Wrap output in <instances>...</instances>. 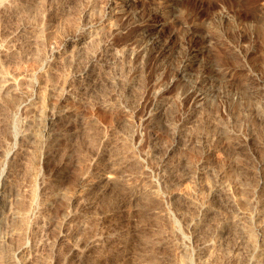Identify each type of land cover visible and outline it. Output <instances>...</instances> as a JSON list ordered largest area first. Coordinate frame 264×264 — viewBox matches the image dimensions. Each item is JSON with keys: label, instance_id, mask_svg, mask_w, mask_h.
<instances>
[{"label": "rangeland", "instance_id": "rangeland-1", "mask_svg": "<svg viewBox=\"0 0 264 264\" xmlns=\"http://www.w3.org/2000/svg\"><path fill=\"white\" fill-rule=\"evenodd\" d=\"M22 1L0 0V81L14 83L0 93V264H49L57 256L63 264L77 236L108 233L100 218L117 208L125 209L116 217L125 245L112 250L121 264H167L160 259L167 254L174 264L264 259V231L256 226L264 222V34L240 19L239 1ZM253 1L240 0L244 9ZM192 21L201 25L186 35ZM185 62L191 67L182 72ZM67 87L76 88L67 116L45 133L34 113ZM232 138L248 144L234 151ZM86 173L112 179L76 203L77 236L58 240L56 222ZM131 209L141 211L134 221ZM161 236L170 243L157 250ZM204 239L212 243L199 250ZM243 250L249 257L237 258ZM106 253L97 247L87 263L109 264Z\"/></svg>", "mask_w": 264, "mask_h": 264}, {"label": "bare ground", "instance_id": "bare-ground-1", "mask_svg": "<svg viewBox=\"0 0 264 264\" xmlns=\"http://www.w3.org/2000/svg\"><path fill=\"white\" fill-rule=\"evenodd\" d=\"M22 1V0H21ZM25 1V0H24ZM166 1H173V0H166ZM222 2H224V0H221ZM239 1V6L241 7V10L243 11V16H240V19L243 21V20H246V21H248V23H251L250 25H249V27H254L255 28V33H257V35H259V34H264V26H263V24H261V21H263L264 20V17L261 15V12H262V10H263V8H262V0H254L253 1V3H252V6L250 7V8H247V9H244V7H243V5H242V3L240 2V0H238ZM16 2V1H15ZM14 2V3H15ZM23 2V1H22ZM18 3V2H17ZM113 3H115V2H113ZM120 2H118L117 4H119ZM6 4V3H5ZM16 4V3H15ZM15 4H11V5H14V6H16ZM25 4H27V3H25ZM9 5H10V3H9ZM10 5V6H11ZM1 6V5H0ZM4 6V5H3ZM117 6V5H116ZM115 5L112 7V8H110V12H109V15L108 16H112L110 13H112V12H115V7H116ZM2 7V6H1ZM12 7V6H11ZM25 7H26V5H25ZM218 7V6H217ZM4 8V7H3ZM7 8H9L8 6H7ZM22 8V7H21ZM21 8L19 9V10H21ZM24 9V8H23ZM26 9H27V11H25V12H27V14H28V8L26 7ZM1 10V9H0ZM9 10H11V9H9ZM13 10V9H12ZM25 10V9H24ZM128 12V11H127ZM29 16H30V13H29ZM107 16V17H108ZM24 21H25V19H24ZM29 21V20H28ZM26 22V21H25ZM27 23V22H26ZM25 25V24H24ZM93 25V24H92ZM91 25V26H92ZM200 25H201V22H196V21H192L191 23H188V25L186 26V28H185V34L186 35H190V34H192L195 30H197L199 27H200ZM93 28V27H92ZM25 32V31H24ZM26 32H27V30H26ZM81 32V31H80ZM88 32H90V31H88ZM82 33V32H81ZM86 33V32H85ZM25 34V33H24ZM27 35V34H26ZM94 35V34H93ZM98 35V34H97ZM238 35H239V37H241V38H244L245 37V33L244 32H239L238 33ZM22 36H24V35H22ZM75 36H76V34H75ZM22 38V37H21ZM75 40H77L79 43H85V41H83V37L82 36H76L75 38H74ZM88 39V38H87ZM93 39H94V37H93ZM97 40V39H96ZM87 41H89V40H87ZM86 41V42H87ZM100 41V40H99ZM75 43V42H74ZM87 44V43H86ZM98 44H99V42H98ZM83 45V44H82ZM88 45V44H87ZM87 45H85L86 47H89V46H87ZM90 45V44H89ZM64 46H66V45H64ZM70 46V45H69ZM75 46V45H74ZM77 46V45H76ZM76 46L74 47V49L72 50V51H74V50H76ZM80 46V45H79ZM84 46V47H85ZM93 46V45H92ZM91 46V47H92ZM68 47V46H67ZM82 47V46H81ZM80 47V48H81ZM86 47L85 48H83L84 50L86 49ZM91 47L89 48V49H91ZM96 48V47H95ZM7 49V48H6ZM71 49V48H70ZM94 49V48H93ZM92 49V50H93ZM24 50V49H23ZM79 49H77V51H78ZM80 50H82V49H80ZM91 50V51H92ZM95 50V49H94ZM2 51V50H1ZM72 51H70V53L71 54H73L72 53ZM97 51V50H96ZM188 51H190V48H188ZM78 52H80V51H78ZM78 52H74V55H78ZM82 52H84V51H82ZM86 52V51H85ZM89 52V51H88ZM88 52H86V53H88ZM0 53H2V52H0ZM5 53V52H4ZM18 53V52H17ZM6 54H8V53H6ZM10 54V53H9ZM70 54V55H71ZM81 54V53H80ZM3 55V54H2ZM84 54H82V56H83ZM89 55H91V54H89ZM4 56V55H3ZM8 56V55H7ZM73 56V55H72ZM98 56V55H97ZM0 57L1 58H3L1 55H0ZM74 57V56H73ZM84 57V56H83ZM91 57V56H90ZM60 58H61V56H60ZM67 58H69V57H67ZM77 58H78V56H77ZM80 59H82L81 58V56L79 57ZM4 59V58H3ZM3 59H1V60H3ZM64 59V58H63ZM62 59V60H63ZM72 59H75L76 60V57L75 58H72ZM88 59H90V58H88ZM7 60V59H6ZM70 60V59H69ZM78 60V59H77ZM4 61H5V59H4ZM100 61V60H99ZM67 62V61H66ZM84 62V61H83ZM96 62V61H95ZM103 62V61H102ZM106 62V61H105ZM6 63V62H5ZM4 63V64H5ZM3 64V63H2ZM2 64L0 63V67L2 66ZM98 64V63H97ZM190 67H191V63H189V62H185V63H183V65H182V72H185V71H188V70H190ZM1 73V72H0ZM225 75V78L226 79H233V75H232V73H225L224 74ZM223 76V75H222ZM0 77H1V75H0ZM224 77V76H223ZM260 78H256V79H254V80H252V81H250L249 83H248V87H250V88H254V87H256V85H257V83L258 82H260V80H259ZM0 80H1V78H0ZM94 81V80H93ZM70 82V81H69ZM68 83V82H67ZM66 83V84H67ZM75 83V82H74ZM14 83H12L11 84V82H6V83H2L1 81H0V93L1 92H3V91H6L7 89L8 90H10L9 88H12L14 85H13ZM16 84V83H15ZM76 84V83H75ZM69 85H71V84H69ZM77 85V84H76ZM76 85L74 86L73 85V87H76ZM65 86V85H64ZM79 86V84L77 85V87ZM81 86V85H80ZM69 87V86H68ZM67 87V88H68ZM71 87V86H70ZM14 88H16V85H15V87ZM90 88V87H89ZM82 89H84V88H82ZM7 90V91H8ZM15 90V89H14ZM17 90V89H16ZM75 90H76V88H75ZM75 90H73V88H68V89H66V93L65 94H62L60 97V99H59V101L58 102H56V103H52V104H49L47 107H45V108H43L42 110L41 109H39L40 110V112H37V113H34V116L36 117H33V119L36 121V120H38L39 118H42L43 119V130L45 131V133L46 132H50L51 130H53V127L63 118V116L67 113L66 112V106L67 105H69L70 104V100H72L71 98L73 97V96H76V93H75ZM79 89H77V91H78ZM116 90V89H115ZM83 91V90H82ZM122 91V90H121ZM117 92V91H116ZM4 93V92H3ZM81 94V93H80ZM121 94V93H120ZM1 95H3V97H5L4 95H6V94H2L1 93ZM0 95V96H1ZM7 96H8V92H7ZM200 96H202V94L201 93H198L197 94V98H199ZM2 97V96H1ZM77 97H78V95H77ZM69 103V104H68ZM169 105V104H168ZM42 108V107H41ZM68 108V110H70L69 108H71V107H67ZM38 109V108H37ZM39 110H37V111H39ZM40 113V114H39ZM69 113V112H68ZM70 114V113H69ZM68 114V115H69ZM67 116V115H66ZM66 116H64V117H66ZM263 116V115H262ZM159 117V116H158ZM38 118V119H37ZM64 119V118H63ZM32 120V119H31ZM34 120H33V122H34ZM40 120V119H39ZM261 121V120H260ZM35 123V122H34ZM255 123V122H254ZM256 124V123H255ZM263 124H264V122H263ZM59 125V124H58ZM262 125V124H261ZM57 126V125H56ZM172 126V125H171ZM174 126V125H173ZM255 126V125H254ZM169 127V126H168ZM223 127V126H222ZM263 128V127H262ZM206 129V128H205ZM204 129V130H205ZM210 129V128H209ZM223 129H225V128H223ZM259 129V128H258ZM52 132H50V134H51ZM178 133V132H177ZM227 133V132H226ZM258 133V132H257ZM256 133V134H257ZM264 133V132H263ZM49 134V135H50ZM182 134V133H181ZM261 134H262V132H261ZM205 135V134H204ZM209 136V135H208ZM257 136V135H256ZM50 137H51V135H50ZM183 137V136H182ZM207 137V136H206ZM237 138V137H236ZM255 138V137H254ZM227 139H228V137H227ZM252 139V138H251ZM231 140H233L234 141V139L232 138ZM184 141V140H183ZM255 141V140H254ZM232 142V141H231ZM235 142V141H234ZM232 142L233 144L231 145V148L235 151V149L236 150H238L239 151V149H243V148H245L246 146H247V144H248V142H247V140H246V142L244 143L243 141H241V142ZM227 143V142H226ZM256 143V142H255ZM254 144V143H253ZM180 145V144H179ZM252 145V144H251ZM250 144H249V150H251L250 149V146H251ZM229 146H230V144H229ZM255 146V145H254ZM257 146V145H256ZM52 147V146H51ZM193 147V146H192ZM258 147V146H257ZM256 147V149H258ZM235 148V149H234ZM261 148H263V147H261ZM254 149H255V147H254ZM255 149V150H256ZM230 150V149H229ZM51 151H52V148H51ZM239 152H241V151H239ZM255 152L256 151H254V153H252V151H251V154H254L255 155ZM257 153V152H256ZM260 153V152H259ZM262 154V153H261ZM205 155V154H204ZM253 155V156H254ZM263 155V154H262ZM168 156V155H167ZM245 156V155H244ZM258 156H259V154H258ZM207 157V156H206ZM261 158V157H260ZM205 159V158H204ZM263 159V158H262ZM261 159V160H262ZM264 160V159H263ZM88 164V163H87ZM92 164V163H91ZM95 165V164H94ZM92 167V166H91ZM99 167V166H98ZM93 168V167H92ZM96 168H97V166H96ZM95 169V168H94ZM90 170H92V169H90ZM172 170V169H171ZM87 171V170H86ZM93 172V171H92ZM99 173V172H98ZM92 174V173H91ZM84 175V174H83ZM82 176V175H81ZM90 175L88 174V173H86L84 176H82V178H79L78 180V185H76V186H78V188L77 187H75V188H77V190L73 193V195L72 194H70V195H72L70 198H69V201H67L68 203H66V204H68L67 206V209L65 210L64 209V213H63V215L62 214H60V215H62V219L59 217V219H61L60 221H58L57 220V222L56 223H58L59 222V225H58V227L59 228H57V230L58 229H60V232H59V236H58V233H57V236H58V240H63V239H65L68 235H72V236H77L76 234V232L73 230V228H72V226L74 225H72L71 226V222L77 217V215H78V213H80V212H78V209L79 208H77V206H76V203L78 202V200L79 199H81V198H84L85 196L87 197V194H90L89 192L90 191H92V189L93 188H97V187H95V185H97V183H101L100 181H102L103 179H106L107 180V182L110 180L111 181V177L112 176H107V175H105L106 177L105 178H101V177H99V178H88ZM99 176H102L101 174L99 175ZM115 177V176H114ZM77 179V178H76ZM115 178H113V180H114ZM168 179V178H167ZM77 182V181H76ZM109 183V182H108ZM77 184V183H76ZM73 185V184H72ZM258 186H259V184H258ZM263 186V185H262ZM258 188V187H257ZM260 188H262V187H260ZM106 189V188H105ZM227 189V188H226ZM75 190V189H74ZM221 190V189H220ZM223 190H224V187H223ZM71 190H69V192H70ZM107 190H105V192H106ZM225 191H227V190H225ZM224 191V192H225ZM221 192H222V190H221ZM224 192H223V194H224ZM33 193V192H32ZM226 193V192H225ZM227 193H229V192H227ZM227 193H226V195H227ZM69 194V193H68ZM147 194V193H146ZM232 194V193H231ZM225 195V194H224ZM85 197V198H86ZM228 197V196H227ZM232 197V196H231ZM128 198V197H127ZM229 198V197H228ZM88 199V198H87ZM130 199V198H129ZM186 199V198H185ZM230 199V198H229ZM234 199V198H233ZM7 200V199H6ZM81 200H83V199H81ZM80 201V200H79ZM230 201H232V200H230ZM235 201V200H234ZM236 201H237V199H236ZM84 202V201H83ZM231 203H233V202H231ZM65 204V205H66ZM77 204H79V203H77ZM81 204V203H80ZM87 205V204H86ZM232 205V204H231ZM63 206V205H62ZM125 206V205H124ZM208 206V205H207ZM66 207V206H65ZM81 207H83L82 205L80 206V208ZM120 208V207H119ZM200 209V208H199ZM202 210H203V208H202ZM63 211V210H62ZM81 211V210H80ZM82 212V211H81ZM141 211H139V209L137 210V209H131L130 211H128V214H129V219L130 220H133L134 221V219L136 220V218H138L139 217V215H141V213H140ZM125 213V209H115L114 211L112 210V212H109V213H106L103 217H102V219L100 218V221H99V223H102V222H108L107 224H106V226H107V228H108V233L105 235V234H101L102 236L100 237V238H91L92 236H87V235H80V236H77L76 237V239L73 241V242H71V246H70V249H69V257L67 258V260L63 263V264H90V263H87L88 261H89V259H90V257L92 256V254H93V252L97 249V247H99V246H102V247H104L105 249H107L108 250V253H106V254H104V258L105 259H107L108 260V262H109V264H121V259H119L117 256H116V254L114 255L113 254V250L112 249H114V248H119V247H122V246H124L125 245V243H124V241H125V239L124 238H122L121 237V232H119V230H118V226H119V224H120V221H122L121 219H117L116 217L119 215V214H124ZM127 213V212H126ZM243 213H244V211H243ZM263 213V212H262ZM57 214V213H56ZM118 214V215H117ZM241 214H242V212H241ZM246 215H247V213H245ZM260 214V213H259ZM264 214V213H263ZM2 212L0 211V221L2 220ZM57 215H59V214H57ZM214 215V214H213ZM246 215H244V214H242L241 216H240V218H245V220H246V218L247 219H250V217L248 218V216H246ZM262 215V214H261ZM263 216V215H262ZM4 217V216H3ZM55 217V216H54ZM50 218V222H52V221H54V224H55V218ZM58 217V216H57ZM81 217V216H80ZM79 217V218H80ZM201 217V216H200ZM209 217V216H208ZM79 218H77V219H79ZM84 218V217H83ZM86 218V217H85ZM256 218H257V216H256ZM258 218H260V217H258ZM257 218V219H258ZM263 218V217H262ZM77 219H76V221H77ZM199 219V218H198ZM202 217L200 218V220H198V221H195V222H193L192 223V227L193 228H195L196 230L198 229H201L202 228ZM205 219V218H204ZM203 219V220H204ZM82 220V219H81ZM85 220V219H84ZM86 220H88L89 222H90V220L87 218ZM110 220V221H109ZM209 220V219H208ZM237 220H238V218H237ZM241 220V219H240ZM251 220V219H250ZM259 220V219H258ZM264 220V219H263ZM80 221V220H79ZM87 221V223L89 224V222ZM244 221V220H243ZM252 221H253V219H252ZM260 221H262V220H259L258 222H259V224L258 225H256L257 227H259L260 229L259 230H261V231H264V230H262V228L264 227V222H260ZM74 222V221H73ZM84 222V221H83ZM238 222V221H237ZM236 221H235V223H237ZM249 223V220H246V224H248ZM257 222V221H256ZM257 222V223H258ZM75 223V222H74ZM82 223V222H81ZM244 223V222H243ZM251 223V222H250ZM255 223V222H254ZM88 224H87V226H88ZM204 224V223H203ZM245 224V223H244ZM245 224V225H246ZM77 225V224H76ZM75 225V226H76ZM235 226H236V224H234ZM233 225V226H234ZM240 228H242V227H244L242 224H237ZM83 227H84V229H85V226H86V224H83L82 225ZM86 226V227H87ZM222 226V225H221ZM229 226H231V225H228V227ZM238 226H237V228H238ZM248 226H249V224H248ZM254 226V225H253ZM78 227V226H77ZM82 227V228H83ZM232 227V226H231ZM250 227H251V225H250ZM249 227V228H250ZM220 228V227H219ZM230 228V227H229ZM248 228V227H247ZM246 228V229H247ZM248 228V229H249ZM77 229V228H76ZM84 229H82V230H84ZM87 229V228H86ZM85 229V230H86ZM223 229V228H222ZM239 229V228H238ZM245 229V228H244ZM258 229V228H257ZM264 229V228H263ZM79 230V229H78ZM241 230V229H240ZM89 231V230H88ZM225 231H226V229H225ZM224 231V232H225ZM243 231V230H242ZM247 231V230H246ZM229 232H227L226 234H228ZM237 233H238V231H237ZM243 233H244V231H243ZM83 234V233H82ZM250 234V233H249ZM253 235V234H252ZM132 236L134 237V239H136L137 238V236H138V233L137 232H135L134 234L132 233ZM165 236V235H164ZM168 236V235H167ZM166 236V237H167ZM262 237L264 236V234L262 233V235H261ZM70 237V236H69ZM166 237H162L161 236V238H157L155 241H153V246L155 247V249H157V250H159L161 247H168L169 246V240L166 238ZM248 237H250V236H248ZM252 237V236H251ZM254 237V236H253ZM252 237V238H253ZM68 238V237H67ZM194 238V241H199V239H200V235L198 234V233H196L195 234V236L193 237ZM225 238V237H224ZM241 238V237H240ZM245 238V237H244ZM251 238V239H252ZM213 239H215V238H213ZM222 239V238H221ZM249 239V238H248ZM254 239V238H253ZM262 239V238H261ZM264 239V238H263ZM65 240H67V239H65ZM69 240V239H68ZM223 240V239H222ZM226 240V239H225ZM250 240V239H249ZM260 240V239H259ZM218 241V240H217ZM240 241V240H239ZM247 241V240H246ZM261 241V240H260ZM201 242V246L198 248L199 250H202V249H205L208 245H210L212 242L210 241V239H204L203 241H200ZM222 242V241H221ZM243 242V241H242ZM252 242V241H251ZM218 243V242H217ZM216 243V244H217ZM200 244V243H199ZM215 244V243H214ZM218 244H220V243H218ZM221 244H223V243H221ZM245 244V243H244ZM256 244V243H255ZM20 245V244H19ZM2 246V245H1ZM1 246H0V251H4V246L2 247V248H4L3 250H1ZM237 246V245H236ZM245 246V245H244ZM18 247V246H17ZM17 247L15 248V249H17ZM25 247L26 246H24V243H23V247H19L17 250L19 251V253L21 252V251H23L24 249H25ZM211 247H212V245H211ZM262 247V246H261ZM208 249H209V247H208ZM212 249V248H211ZM240 249V248H239ZM252 249V248H251ZM206 250V249H205ZM238 249H236V251H237ZM249 250V249H248ZM247 250V251H248ZM253 250V249H252ZM118 251V250H117ZM247 251H245V250H243V252L241 251H239L240 252V254L238 253V254H236V256H237V258H239L240 256L243 258V257H249L248 255L249 254H251V253H247ZM253 251H255V250H253ZM250 252H252V251H250ZM261 252V251H260ZM13 253V252H12ZM237 253V252H236ZM263 253V252H262ZM2 254V253H1ZM22 254V253H21ZM254 254V253H253ZM259 254V253H258ZM5 255H6V252H5ZM14 255H16V253L14 254ZM24 255V254H23ZM261 255V254H260ZM1 256V255H0ZM20 256V255H19ZM22 256V255H21ZM29 257H30V255H28ZM262 256H264V253L262 254ZM3 257V255L1 256V258ZM18 257V256H17ZM24 257V256H23ZM233 257V256H232ZM4 259V258H3ZM23 259V258H22ZM160 259L162 260V261H164L165 263H167V264H174V263H176V260L171 256V254H167V255H164V256H162V257H160ZM234 259H236V258H234ZM23 260H25V259H23ZM57 260H58V256L57 257H54L51 261H50V263L49 264H58L57 263ZM123 260V259H122ZM22 261V260H21ZM32 261V260H31ZM247 263V262H246ZM23 264H26V263H23ZM247 264H264V259H262V257H259V258H256L255 257V255L254 256H252V258L249 260V262L247 263Z\"/></svg>", "mask_w": 264, "mask_h": 264}]
</instances>
